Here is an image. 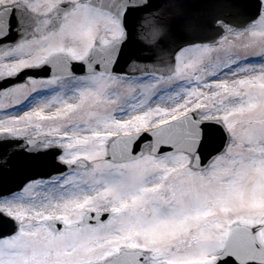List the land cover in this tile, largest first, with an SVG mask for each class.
I'll list each match as a JSON object with an SVG mask.
<instances>
[{
	"label": "rangeland",
	"instance_id": "rangeland-1",
	"mask_svg": "<svg viewBox=\"0 0 264 264\" xmlns=\"http://www.w3.org/2000/svg\"><path fill=\"white\" fill-rule=\"evenodd\" d=\"M19 1L37 21L32 36L0 52V77L40 66L56 51L85 57L123 34L114 15L84 0H70L73 7L54 30L47 14L59 15L56 6L67 0H0V7ZM262 1L245 28L228 29L214 44L182 48L170 76L23 75L0 94V133H56L46 144L63 146L62 160L88 165L0 198V209L19 221L16 233L0 239V264H100L121 247L149 251L152 264L209 263L235 223L254 226L264 245ZM191 110L222 120L229 132L225 149L205 168H193L184 151L155 155L151 143L137 158H108L117 135ZM102 210L112 212L102 224L77 225L88 211ZM50 217L68 227L54 233Z\"/></svg>",
	"mask_w": 264,
	"mask_h": 264
},
{
	"label": "water",
	"instance_id": "water-1",
	"mask_svg": "<svg viewBox=\"0 0 264 264\" xmlns=\"http://www.w3.org/2000/svg\"><path fill=\"white\" fill-rule=\"evenodd\" d=\"M113 12L121 21L124 37L107 47L95 46L87 58L73 60L65 53L52 55L37 75L66 76L90 71L123 75L176 71V54L188 45L215 43L229 28H243L261 13L262 0H89ZM64 6L59 11H63ZM36 18L23 3L0 10V51L29 35L28 27ZM25 72L16 77L0 78V94ZM228 132L220 120L200 118L196 111L159 127L120 135L110 145L113 160L134 158L142 154L143 145L151 143L153 154L184 150L193 155L195 168L205 167L227 143ZM38 138L0 137V197L21 190L29 181L49 178L87 163L79 159L67 163L58 159L63 148H35ZM109 212H88L79 224H100ZM58 231L61 221L49 220ZM17 230L15 220L0 211V238ZM149 252L121 249L102 264H150ZM201 264V263H199ZM205 264H264V246L254 227L235 224L222 252Z\"/></svg>",
	"mask_w": 264,
	"mask_h": 264
},
{
	"label": "flooded vegetation",
	"instance_id": "flooded-vegetation-1",
	"mask_svg": "<svg viewBox=\"0 0 264 264\" xmlns=\"http://www.w3.org/2000/svg\"><path fill=\"white\" fill-rule=\"evenodd\" d=\"M22 136H24V135H22ZM31 136V135H30Z\"/></svg>",
	"mask_w": 264,
	"mask_h": 264
}]
</instances>
